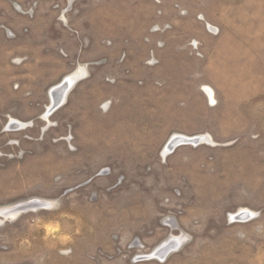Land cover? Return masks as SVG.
I'll return each instance as SVG.
<instances>
[{"label":"rangeland","instance_id":"1","mask_svg":"<svg viewBox=\"0 0 264 264\" xmlns=\"http://www.w3.org/2000/svg\"><path fill=\"white\" fill-rule=\"evenodd\" d=\"M263 103L264 0H0V264H264Z\"/></svg>","mask_w":264,"mask_h":264},{"label":"bare ground","instance_id":"2","mask_svg":"<svg viewBox=\"0 0 264 264\" xmlns=\"http://www.w3.org/2000/svg\"><path fill=\"white\" fill-rule=\"evenodd\" d=\"M84 73H86V70L83 67H80L74 73H71L69 76H67L65 79L66 81L65 82L63 81L64 83L62 82L59 85L52 87V90L50 92L52 107H50V111L47 113L48 116L51 113V111L53 110V108L55 109L56 107L61 106L65 102L69 90L71 89L73 84H75L81 76L83 77V75H85ZM205 89L208 92V94L210 95V97L212 99H214L215 97H214L213 89H211L209 87H205Z\"/></svg>","mask_w":264,"mask_h":264},{"label":"clouds","instance_id":"3","mask_svg":"<svg viewBox=\"0 0 264 264\" xmlns=\"http://www.w3.org/2000/svg\"><path fill=\"white\" fill-rule=\"evenodd\" d=\"M53 230H55L56 226H51Z\"/></svg>","mask_w":264,"mask_h":264}]
</instances>
